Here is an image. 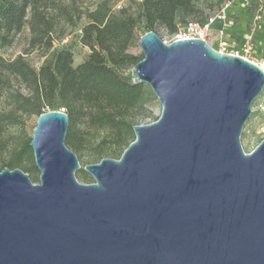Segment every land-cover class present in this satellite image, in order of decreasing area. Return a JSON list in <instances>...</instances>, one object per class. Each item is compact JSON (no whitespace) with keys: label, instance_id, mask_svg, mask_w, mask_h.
I'll list each match as a JSON object with an SVG mask.
<instances>
[{"label":"water","instance_id":"water-1","mask_svg":"<svg viewBox=\"0 0 264 264\" xmlns=\"http://www.w3.org/2000/svg\"><path fill=\"white\" fill-rule=\"evenodd\" d=\"M131 70L161 106L120 158L83 171L68 116L48 111L29 146L38 183L0 171V264H264V140L241 132L264 71L202 40L139 39Z\"/></svg>","mask_w":264,"mask_h":264},{"label":"trees","instance_id":"trees-1","mask_svg":"<svg viewBox=\"0 0 264 264\" xmlns=\"http://www.w3.org/2000/svg\"><path fill=\"white\" fill-rule=\"evenodd\" d=\"M140 8L141 13L133 17L125 9L113 13L106 1L91 12H81L72 1L0 0V49L10 46L13 37L26 26L28 47L45 55L64 37L66 26H77L82 15L88 21L82 27L80 43L90 53L78 66H73L72 53L67 49L53 52L38 69L22 57L5 60L0 56V93L12 89V83L18 85L9 93L13 106L9 119L14 120L15 113L37 119L43 113L62 109L68 116L65 139L68 149L82 152L89 144L88 130L103 131L106 139L102 144L108 140L119 149V159L134 141L135 125L130 115L139 106L145 89L144 85H134L120 76V70L143 59L129 55L128 47L140 26L147 33L163 28L174 34L178 25L189 22L177 24V18L183 20L196 11L193 0H142ZM217 24L213 25L214 29ZM30 140L24 142L0 171L20 169L21 161L32 154ZM103 152L98 150L94 154L98 162L105 159ZM36 170L33 166L24 173L32 175Z\"/></svg>","mask_w":264,"mask_h":264},{"label":"rangeland","instance_id":"rangeland-1","mask_svg":"<svg viewBox=\"0 0 264 264\" xmlns=\"http://www.w3.org/2000/svg\"><path fill=\"white\" fill-rule=\"evenodd\" d=\"M63 2H74L81 12H91L96 6L106 1L109 3L113 13H117L121 9H125L127 13L133 17H137L141 13L140 3L142 0H62ZM231 3L230 16L226 18L224 28L226 35L229 37L228 47L225 54H237L239 57L246 58L248 61L262 66L264 63V5L259 0H193L196 11L186 16L183 20L177 18L176 22L194 21L200 22L206 15L215 13L224 3ZM259 9L262 11L259 12ZM254 17H259L254 21ZM88 21L82 15L77 26L71 28L65 27V34L62 39L55 42L52 50L48 54H42L37 50H31L28 47L29 30L24 27L22 31L15 35L10 46L0 49V56L5 60H13L22 57L31 67L38 69L46 58H49L53 52L61 49H67L72 53L73 66L83 63L89 56V49L80 43L81 30ZM223 25L218 23L216 28ZM214 29V31H215ZM213 31V32H214ZM156 35L164 44H170L176 39V33L168 34L163 28L154 30ZM145 30L140 26L136 32L134 41L128 47L127 53L133 57L142 59V52L139 47V39ZM209 45L215 50L220 51L222 47L215 37L210 38ZM133 66L120 70V76L128 81L131 80V70ZM18 85L12 83V89H8L0 93V168L10 159V157L24 144V142L32 137L33 129L36 125V117L14 114V120L9 119V115L13 109L9 93L17 88ZM144 92L139 106L130 115V121L134 125H148L154 122L161 114V106L150 87L144 85ZM56 111L64 112L62 109ZM17 123V124H13ZM79 128L85 131V127L80 125ZM89 144L82 152L74 153L78 159L80 169L75 172L76 180L81 184H91L93 182L91 176L83 171L86 165L96 164L98 161L94 154L98 150L104 151V158L117 160L119 149L111 146L106 140L105 132H97L88 130ZM264 140V89L256 98L251 106V114L245 123L241 132V147L248 154L261 141ZM35 167L33 154L21 161L20 169ZM27 174V173H26ZM32 183H38L39 172L32 175L27 174Z\"/></svg>","mask_w":264,"mask_h":264},{"label":"built area","instance_id":"built-area-1","mask_svg":"<svg viewBox=\"0 0 264 264\" xmlns=\"http://www.w3.org/2000/svg\"><path fill=\"white\" fill-rule=\"evenodd\" d=\"M230 7L231 3L225 4L222 9L217 12V14L208 17L204 21V23L189 21L184 24L178 25L175 40L197 39L209 44L210 38L215 37V39L220 43L222 47V50L218 52L225 54V49L228 47L229 37L226 35L224 23L226 21L227 14L231 12ZM261 11L262 10L259 9V12ZM257 19H259V17H254L253 20L256 21ZM216 22L222 24L223 26L221 28L215 29L214 31L213 25ZM229 55L238 56L237 54ZM260 68L264 71V63L262 64V66H260Z\"/></svg>","mask_w":264,"mask_h":264},{"label":"crops","instance_id":"crops-1","mask_svg":"<svg viewBox=\"0 0 264 264\" xmlns=\"http://www.w3.org/2000/svg\"><path fill=\"white\" fill-rule=\"evenodd\" d=\"M259 2H260L262 5H264V0H259Z\"/></svg>","mask_w":264,"mask_h":264}]
</instances>
